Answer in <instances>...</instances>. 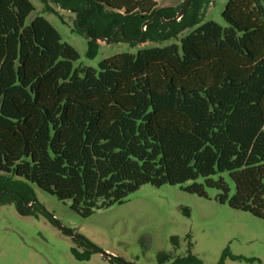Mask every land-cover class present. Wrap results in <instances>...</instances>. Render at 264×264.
<instances>
[{"label":"trees","instance_id":"trees-1","mask_svg":"<svg viewBox=\"0 0 264 264\" xmlns=\"http://www.w3.org/2000/svg\"><path fill=\"white\" fill-rule=\"evenodd\" d=\"M51 1L76 14L90 56L98 39L197 26L180 45L75 67L47 18L26 23L31 0H0V204L34 213L35 184L89 216L146 183L187 184L264 219V0H228L226 27L201 23L211 0L179 21L158 0Z\"/></svg>","mask_w":264,"mask_h":264},{"label":"rangeland","instance_id":"rangeland-1","mask_svg":"<svg viewBox=\"0 0 264 264\" xmlns=\"http://www.w3.org/2000/svg\"><path fill=\"white\" fill-rule=\"evenodd\" d=\"M31 1L36 8L26 23L37 15L47 18L62 41L78 51L75 67L98 68L118 53L180 45L197 26L161 40L140 37L134 44L119 36L98 39L96 53L90 56L89 38L76 29L74 12L51 0ZM186 1L158 0V8L178 13ZM227 2L211 0L201 23L228 26L222 15ZM186 185L146 183L123 203L82 216L69 203L31 184L36 197L27 205L33 208L36 203L34 213L23 214L14 203L0 204V264H197L193 259L199 264H264V219L218 202L214 189H208L206 198L186 191Z\"/></svg>","mask_w":264,"mask_h":264},{"label":"water","instance_id":"water-1","mask_svg":"<svg viewBox=\"0 0 264 264\" xmlns=\"http://www.w3.org/2000/svg\"><path fill=\"white\" fill-rule=\"evenodd\" d=\"M192 0H187L186 1V3L184 4V6L180 9V11L177 13V16L179 17V16H182L183 14H184V12H185V9L188 7V5H189V3L191 2ZM175 18L176 17H174V18H172V19H170L169 21H173V20H175ZM153 19H151V20H149L148 22H151ZM147 22V23H148ZM125 39H131V40H136V39H138V38H140V37H137V38H129V37H127L126 35H124L123 36ZM5 192H8L7 190L6 191H3L2 193H1V195L2 194H4ZM73 236H76L75 234H73ZM97 249V248H96ZM99 250V249H98ZM100 252L102 253V254H104V255H107V256H110V254L107 252V251H101L100 250Z\"/></svg>","mask_w":264,"mask_h":264},{"label":"built area","instance_id":"built-area-1","mask_svg":"<svg viewBox=\"0 0 264 264\" xmlns=\"http://www.w3.org/2000/svg\"><path fill=\"white\" fill-rule=\"evenodd\" d=\"M143 28L146 29V25H144Z\"/></svg>","mask_w":264,"mask_h":264}]
</instances>
